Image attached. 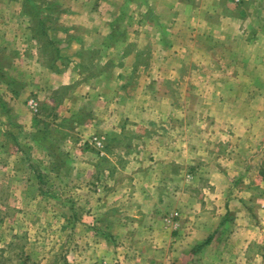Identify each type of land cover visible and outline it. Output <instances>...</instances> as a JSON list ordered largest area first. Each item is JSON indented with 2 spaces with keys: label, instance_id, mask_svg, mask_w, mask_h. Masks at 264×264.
<instances>
[{
  "label": "rangeland",
  "instance_id": "374dc122",
  "mask_svg": "<svg viewBox=\"0 0 264 264\" xmlns=\"http://www.w3.org/2000/svg\"><path fill=\"white\" fill-rule=\"evenodd\" d=\"M153 3L0 0V264H208L212 252L173 245L163 218L177 212L182 221L225 213L221 261L264 264V0L225 3L229 22L208 38L188 31L189 3L157 16ZM241 10L243 22L232 20ZM129 118L163 128L160 159L181 169L159 174L179 190L159 191L160 212L148 191L143 209L153 212L135 223L130 196L96 189L97 165L112 176L105 153L138 139L137 127L119 139L112 130ZM236 228L235 249L226 238Z\"/></svg>",
  "mask_w": 264,
  "mask_h": 264
},
{
  "label": "crops",
  "instance_id": "0c3cea01",
  "mask_svg": "<svg viewBox=\"0 0 264 264\" xmlns=\"http://www.w3.org/2000/svg\"><path fill=\"white\" fill-rule=\"evenodd\" d=\"M228 2H231V0H190L189 2H184L183 0H154L153 5H149L150 7L149 10L151 14H154L156 16L159 13L177 14L179 12V10L176 9L177 7L179 6L182 7L186 3H189L190 15H192L191 17L194 20L193 21L194 23L192 22L188 31H191L193 33L192 36H194L195 38H201V37L208 38L207 35H209L212 30H214L215 28L223 29V24L226 22H229L228 19L230 18V16L227 13V11L224 10V5L225 3L227 4ZM242 10L240 13L238 12L239 14H236V16L232 15V20L234 21L236 20V22H243L244 20L243 16H239L241 14L245 15L244 13L245 10L244 11ZM220 14L222 15L224 14V19H222V21L221 20L218 21V19L215 20L214 15H220ZM221 23L223 24L221 25ZM175 30L176 31L180 30L179 32L175 34V37H176V35H179L182 33V31H184V28L182 26H179L177 29L175 28ZM148 82L149 81H147V83ZM139 90H140V93H142L141 95H143V93H147V95H145L146 97H149L148 95L149 92L150 93L155 92L152 88H150V86H142L140 87ZM126 100H129V98H127ZM129 103L133 104L134 103L133 99H130ZM142 106L143 105H139L138 107V111L140 110V114L142 113L141 111L143 110ZM143 108L145 109V107ZM129 120H132V123L130 125L127 124V121H126L125 123H122L120 127H118L117 125L114 128L112 127V130L115 132L116 138L119 139L120 136L118 133L120 132L121 129H125L128 126H130V128L137 127L138 130L136 131H139L140 129V133H138L139 135L138 134L136 135L138 139L134 140L132 139L133 138L132 137L130 138V140H133L132 143L130 144L127 143L125 146L120 145L118 155H116L115 152L105 153V156L108 158V162L113 164V165H110V175L111 173H112V176L115 174L116 175L117 174L127 175L129 178L128 185H125V187H123L124 185L119 180L111 181L110 178L112 176H110V178L108 179L112 182L110 183V181L107 180L108 177L105 176L107 174V171L103 168H99V166L97 165L96 166V177H97L96 189L97 191L102 190L104 191V193H106V190H110L111 188L112 190L121 189L122 192H124V194H127L128 197L130 196V198L128 199L130 200V207H131L130 211H132L131 216H133V217H130V219L131 221H133V223H135L136 220L133 218H137L139 216L140 219L143 221V219L146 218V212L147 213L153 212L151 209H148V210L143 209L144 207L148 205V203H150L149 201L150 198L147 193L148 191H152V190L158 191L157 193L158 199L154 200L155 202L154 206H156L154 212H160L161 208L159 206H161V204H159V201L163 200L164 197H163V193L160 194L159 191H164L169 187H171L172 190L174 189L179 190V186L175 184H180V182L177 183V181H173L174 183L172 182V186H170L169 182L166 183L165 180L159 179V176H160L159 174L167 170H170L171 172L173 171L175 174L178 171L177 162L179 161L175 160L169 163L170 161L165 162L160 159L164 155L163 151L165 148L159 147L160 144L158 143H163L164 140H166L163 135L164 134L163 128H159V126L157 125L156 128H154V131L147 132L145 128H147L150 121L146 122V121H142L138 119L140 122H136L138 120L136 119L133 120L130 118ZM141 129H142V132H141ZM237 135L238 134H236V136ZM149 143H157L156 146L158 147L154 150L149 151L148 150ZM116 157H119L121 159L117 161ZM180 171L181 169H179V171L177 172L178 173L177 176L180 175L179 174ZM149 174H151V176H149ZM149 177L151 178L150 181L144 180L145 178H149ZM166 180H168V178H166ZM104 193H103V196H104ZM136 195H140V198L138 199V201H135L134 199ZM127 202L129 201L127 200ZM102 203H103V199L101 197L100 200H97L96 204L101 205ZM178 205L179 204L177 202V206ZM115 206L116 205H113V208H115ZM117 210H118L117 212L120 211V209H117ZM176 214L177 216L174 218L172 217V220L170 218H163V221H165L167 226L171 227L172 233H174L175 235L173 239L177 240V243H174L173 245L175 247L177 246V250L181 248L182 250H184L186 246L187 249H185L184 251L188 252L191 255L197 251L199 253H203L208 250L212 252V255H213L211 261H207L208 264H254L253 261L254 260L257 261V258H255V256L252 258L253 260L249 258L250 260L247 259L246 262H244V259H242V262H241L240 260L241 257L239 258L237 257L236 259H234L236 263H233L234 261L227 262V263L224 262L223 260L221 261V258L219 256L220 250L218 249L221 246H225V243L222 240L228 236V234L225 235L223 233L224 230H222V228L228 227L227 223H229L228 221L230 218V217H227V215H224L225 213H221V215L219 216V215L213 214L212 212L210 213L208 212L206 218L202 219V221H199L201 219L199 218V216L195 217V215L194 217L188 216L189 221H182L180 219L179 213L177 212ZM116 216L118 218L117 220L125 219V218L121 219L119 216V213H116L113 219H115ZM200 223L201 225H199ZM128 228H131V230H133V227L128 226ZM195 229L199 233L198 235H196ZM237 229L238 228L234 230L232 229V232L230 233L229 238H226L229 240L228 243L230 244L231 248L235 246L234 247L235 249L237 248V246H239L240 248L244 241V239L241 237ZM128 235H131L130 231ZM223 235L224 237H222ZM188 242L190 243V245H186V243ZM180 245H182V247H180ZM246 248H248V245H245L243 247V250L241 251L242 254L249 252V251L245 252ZM179 255H182L181 251L179 252ZM251 260L252 262H250ZM145 264H153V263L146 262ZM255 264H260V263H255Z\"/></svg>",
  "mask_w": 264,
  "mask_h": 264
},
{
  "label": "built area",
  "instance_id": "2783aa9c",
  "mask_svg": "<svg viewBox=\"0 0 264 264\" xmlns=\"http://www.w3.org/2000/svg\"><path fill=\"white\" fill-rule=\"evenodd\" d=\"M93 144L96 145V147L100 148L102 146V138L100 136H95L92 138Z\"/></svg>",
  "mask_w": 264,
  "mask_h": 264
}]
</instances>
